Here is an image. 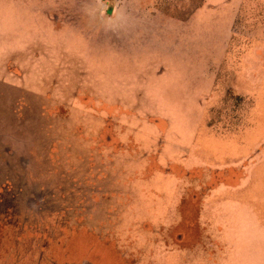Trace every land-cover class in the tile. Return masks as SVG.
I'll return each instance as SVG.
<instances>
[{"label":"rangeland","instance_id":"374dc122","mask_svg":"<svg viewBox=\"0 0 264 264\" xmlns=\"http://www.w3.org/2000/svg\"><path fill=\"white\" fill-rule=\"evenodd\" d=\"M0 264H264V0H0Z\"/></svg>","mask_w":264,"mask_h":264}]
</instances>
